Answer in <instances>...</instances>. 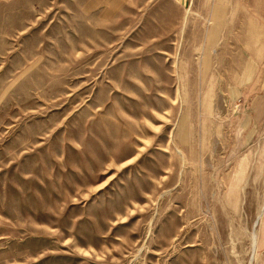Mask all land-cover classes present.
<instances>
[{"label":"rangeland","instance_id":"obj_1","mask_svg":"<svg viewBox=\"0 0 264 264\" xmlns=\"http://www.w3.org/2000/svg\"><path fill=\"white\" fill-rule=\"evenodd\" d=\"M0 264H264V0H0Z\"/></svg>","mask_w":264,"mask_h":264}]
</instances>
